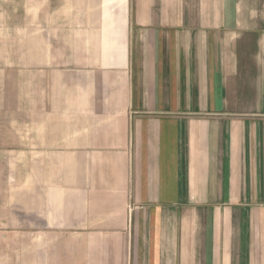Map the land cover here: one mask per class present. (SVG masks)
<instances>
[{
    "label": "crops",
    "instance_id": "0c3cea01",
    "mask_svg": "<svg viewBox=\"0 0 264 264\" xmlns=\"http://www.w3.org/2000/svg\"><path fill=\"white\" fill-rule=\"evenodd\" d=\"M0 264H264V0H0Z\"/></svg>",
    "mask_w": 264,
    "mask_h": 264
}]
</instances>
